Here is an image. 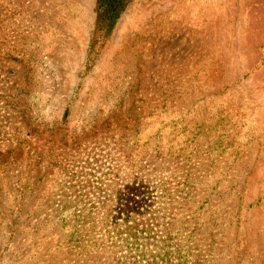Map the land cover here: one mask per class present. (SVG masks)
Returning <instances> with one entry per match:
<instances>
[{
    "label": "rangeland",
    "instance_id": "374dc122",
    "mask_svg": "<svg viewBox=\"0 0 264 264\" xmlns=\"http://www.w3.org/2000/svg\"><path fill=\"white\" fill-rule=\"evenodd\" d=\"M94 7L0 0L2 49L26 61L0 64V88L24 87L30 127H50L28 184L0 182V264L85 262L58 244L53 217L66 213L46 206L64 190L74 198L70 171L109 154L110 137L133 124L142 141L160 127L157 149L190 175L207 264H264V0H128L90 55Z\"/></svg>",
    "mask_w": 264,
    "mask_h": 264
},
{
    "label": "trees",
    "instance_id": "16d2710c",
    "mask_svg": "<svg viewBox=\"0 0 264 264\" xmlns=\"http://www.w3.org/2000/svg\"><path fill=\"white\" fill-rule=\"evenodd\" d=\"M127 3L95 0L90 55L108 39ZM5 32L0 24V64L6 59L25 63L22 55L2 49L8 44ZM24 90L16 82L0 88V144L14 143L0 149V182L23 179V188L42 157L34 143L50 130L49 123H37L36 128L43 125L40 131L30 127ZM144 131L133 124L129 136L110 137L109 154H95L78 174L70 171L65 187L75 188L74 198L64 190L61 200L46 206L50 213L55 205L66 213L53 217L63 233L58 244L71 247L80 258L85 252L89 257L83 264H207L201 239L196 243L194 235L203 203H193L190 175L174 174L175 153L157 149L160 127L142 141Z\"/></svg>",
    "mask_w": 264,
    "mask_h": 264
}]
</instances>
